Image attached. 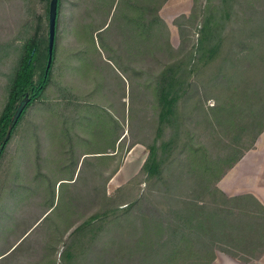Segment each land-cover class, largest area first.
Returning <instances> with one entry per match:
<instances>
[{
    "label": "trees",
    "instance_id": "1",
    "mask_svg": "<svg viewBox=\"0 0 264 264\" xmlns=\"http://www.w3.org/2000/svg\"><path fill=\"white\" fill-rule=\"evenodd\" d=\"M20 1L26 18L23 31L0 44V80L5 91L0 165L28 119L27 110L35 109L50 85L51 69L46 76L49 35L43 33L42 19L33 27V0ZM169 1L59 0L53 63L60 28L67 26L87 43V53H107L131 93L136 90L134 77L139 75L143 107L154 114L150 120L148 115L144 118L152 128L150 141L134 145H143L148 157L134 178L109 195V182L120 165L104 177L100 164L111 157L110 150L116 152L122 134L113 148L78 159L74 158L75 142H67L71 139L67 136L57 151L56 165L45 166L67 177L50 181L48 212L55 206L59 185L63 206L46 228H41L45 221L38 225V231H48L44 246L31 245L36 235H32L33 227L22 230V217L15 215L10 226L0 225V241L8 246L0 250V264L6 260L5 264H23L19 260L28 248L37 258L29 264H213L218 251L239 257L229 238L232 233L254 230L257 219L264 231V207L259 201L253 196L229 198L217 187L264 133V0H193L190 15L182 16L185 22L175 21L182 39L178 50L170 43L160 15ZM46 2L49 24L51 0ZM110 30L117 49L105 42ZM190 31L198 37L184 47ZM81 58H86L84 52L77 61ZM135 66H141L139 72ZM27 95L29 102L4 146L14 114ZM211 100L216 104L208 107L205 101ZM32 131L36 159L27 158L37 171L33 180L41 186V138ZM28 170L18 171L15 181L28 177ZM10 180L0 178V203L12 196ZM80 185L91 188L81 190ZM21 230L17 241L9 245L7 236Z\"/></svg>",
    "mask_w": 264,
    "mask_h": 264
},
{
    "label": "rangeland",
    "instance_id": "2",
    "mask_svg": "<svg viewBox=\"0 0 264 264\" xmlns=\"http://www.w3.org/2000/svg\"><path fill=\"white\" fill-rule=\"evenodd\" d=\"M32 5L34 8L32 14L33 27L35 28L36 22L42 19L44 23L43 33L49 35V24L46 21V16H48L46 0H33ZM192 5L193 0H170L160 13L167 25L170 43L176 50L180 49L182 39L175 21L178 19L180 23L185 22L182 16L190 15ZM68 14L69 10L66 11V17L69 16ZM25 20L20 0H0V44L8 43L18 38L23 31ZM110 21L109 19L108 24ZM240 22H237L236 26H239ZM111 34V30L107 31L105 42L109 48L111 46L113 49H117V46H115L116 41H114L113 36H110ZM197 37L198 35L192 31L185 38L184 47H190L192 41ZM95 39L97 43V38ZM96 45L99 47L98 43ZM88 47L84 40L74 36L70 27L62 26L60 28L58 57L51 68L50 85L44 92L43 99L37 103L35 109L31 112H29L30 109L27 110L28 119L24 121L22 128L19 130V135L9 145L7 155L0 165V178H11L10 182L8 181V186L12 195H8L6 200L0 203V208L2 209L0 225L8 227L14 222L15 215L21 216L22 223H24L22 230L25 231L24 226L26 228L32 226V235L36 233L32 237V246H44L48 231L45 229L38 231V225H41L45 221L44 226L42 225L41 228H46L54 215H57L63 206L60 199L61 191L59 185L56 188L55 206L48 212L52 186L50 181L53 182L58 178L67 177V174L54 171L53 169L49 171L45 166L50 168V164L56 165L55 162L60 158L57 151L60 149V145H63L61 141H67V136L71 138L67 142H75L76 154L74 158L78 159L86 153L102 152L108 148H113L115 139L122 134V141L120 140L116 144V152L110 150L108 155L111 157L100 164V171L103 172L104 177H109L119 165L120 168L117 173H122V169L135 149L140 148L142 150L145 157L143 162L138 166L139 168L132 166L126 178L124 176L121 177L116 187H113L112 184L114 179L117 178H115L117 174L113 176L107 188L109 195L114 194L118 189V185H125L126 183L124 182L130 174L140 172L148 157V151L143 145H134L135 141L149 142L152 136L151 125L149 122H144L146 121L144 118L148 115L150 120L154 111L151 109L145 110L143 107L139 94L141 88L138 85L142 79L139 75H135L134 87L136 90L131 93L129 84L127 88L125 87L122 78L123 74L118 69L116 63L108 61L107 53L100 50L101 55L96 53L92 55L91 52L87 53ZM80 52H84L86 58H81L77 61V55ZM140 67L135 66L133 68L136 72H139ZM4 98L5 91L3 82L0 80V110L4 103ZM205 103L210 107L214 106L216 101H205ZM131 109L134 110L133 114L131 113ZM112 116L119 121L121 128H118L114 124ZM33 129L37 131L38 136L41 138L42 153L40 156L44 163V169L41 172L43 174L41 186L39 181L33 180L37 175V171L34 165L32 167L27 158L28 156L32 161L36 159V152L34 150L35 132L32 131ZM22 158L25 160H22ZM64 158L69 159L67 155ZM27 165H29V170L31 168V171L28 170ZM80 168L81 164H79L76 178ZM25 169L29 171H27L29 174L24 179L25 181L22 178L15 181L17 173H19L18 171L23 173ZM72 169L73 167H71V171ZM93 175L94 170L88 174V177L91 179ZM29 179L34 185L29 184ZM98 183L102 184V180H98ZM78 188L89 190L91 186L85 188L80 185ZM158 189L159 187L156 188L155 193L159 192ZM145 190V186H143V192ZM35 196L38 197L35 198ZM48 216L50 218L45 220ZM39 219L41 220L37 223L36 221ZM260 225L261 221L257 219L254 230H245L241 234L234 232L229 236L233 241L232 245L235 247L234 249H236V252L232 251L239 255L240 258H243L241 261H245V256L253 255L264 249V243L259 242V239L263 235L258 232H264L259 227ZM65 228L66 226L62 227V230H65ZM22 230L17 234H15L16 232L11 233L13 236H7L6 242L10 243L9 245L13 244L17 241L20 233L24 232ZM66 235H68L66 231L65 233L63 231V237H66ZM4 246V242L0 241V250H7L8 246ZM30 252L29 248L24 250L19 262L23 264L35 262L37 258ZM6 262L7 260L1 264H5Z\"/></svg>",
    "mask_w": 264,
    "mask_h": 264
},
{
    "label": "crops",
    "instance_id": "3",
    "mask_svg": "<svg viewBox=\"0 0 264 264\" xmlns=\"http://www.w3.org/2000/svg\"><path fill=\"white\" fill-rule=\"evenodd\" d=\"M139 157L143 159L145 157L141 149ZM128 162L122 169V173L119 172L115 176L117 178L114 181L117 180V183L114 185L113 182V187L117 186L122 176L126 178L132 166L139 168V164L136 162ZM138 173L139 171L130 174L124 183H128ZM120 186L122 185H118L117 188ZM217 187L229 198L253 196L264 207V133L257 141L255 148L249 151L233 169L227 172ZM259 242L264 243V236L259 239ZM241 259L243 258H240V256L235 258L224 252H218L213 264H264V249L253 255L245 256V261H241Z\"/></svg>",
    "mask_w": 264,
    "mask_h": 264
},
{
    "label": "water",
    "instance_id": "4",
    "mask_svg": "<svg viewBox=\"0 0 264 264\" xmlns=\"http://www.w3.org/2000/svg\"><path fill=\"white\" fill-rule=\"evenodd\" d=\"M58 6H59V0H51L50 8H49V40H48L49 56H48V63H47V67H46V76L50 72V69H51L52 64H53V59H54ZM29 99H30V97H29V95H27L25 97V99L20 103L19 107L17 108V110L14 114V117L11 121L10 128L8 131V135L5 139L4 146L9 141L14 128L16 127L21 115L23 114V112H24V110H25V108L29 102Z\"/></svg>",
    "mask_w": 264,
    "mask_h": 264
},
{
    "label": "bare ground",
    "instance_id": "5",
    "mask_svg": "<svg viewBox=\"0 0 264 264\" xmlns=\"http://www.w3.org/2000/svg\"><path fill=\"white\" fill-rule=\"evenodd\" d=\"M139 151H140L139 148L135 149V151L131 154L128 163H134V162H136L137 164L140 165V163L143 162L144 159L139 157ZM136 156H137V157H136ZM119 177H121V176H119ZM122 177H123V176H122ZM119 179H120V178H119ZM116 183H117V180L114 181V185H115Z\"/></svg>",
    "mask_w": 264,
    "mask_h": 264
}]
</instances>
